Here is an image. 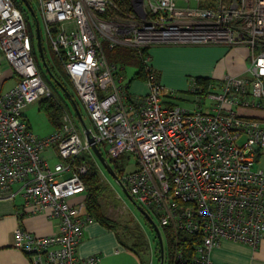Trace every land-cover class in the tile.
<instances>
[{
    "label": "built area",
    "instance_id": "obj_1",
    "mask_svg": "<svg viewBox=\"0 0 264 264\" xmlns=\"http://www.w3.org/2000/svg\"><path fill=\"white\" fill-rule=\"evenodd\" d=\"M119 1L37 0L47 43L86 110L91 137L108 161L124 154L137 159V169L120 180L157 219L162 238L164 227L201 238L197 264H213L211 252L223 240L258 248L264 117L247 111L264 112V0H130L131 10ZM103 43L224 46L237 53L223 80L191 81L197 108L190 111L164 103L171 94L152 72L151 58L148 92L130 102ZM239 48L249 52L246 78L231 72ZM43 51L47 60L44 44ZM39 57L24 14L13 0H0V201L21 196L31 214L59 221L57 234L15 230L14 247L31 264H98V256L79 254L84 231L96 222L85 210L87 165L76 164L84 153L94 156L84 130L65 122L40 139L25 116L51 96ZM9 81L14 85L5 89ZM51 148L62 159L54 168L43 155Z\"/></svg>",
    "mask_w": 264,
    "mask_h": 264
},
{
    "label": "rangeland",
    "instance_id": "obj_2",
    "mask_svg": "<svg viewBox=\"0 0 264 264\" xmlns=\"http://www.w3.org/2000/svg\"><path fill=\"white\" fill-rule=\"evenodd\" d=\"M35 2V13L37 15V19L42 24L41 19L43 17L40 13V8L38 6L37 0ZM180 5V4H179ZM192 7L195 6V3L191 4ZM41 17V18H40ZM29 24L36 25L37 20L30 14V19L28 20ZM28 26V22H27ZM29 30V26H28ZM42 44H44L46 49V55L48 62L55 65V73L58 77L63 81L66 85L64 90L60 87L59 90L53 87L55 85V80L48 74V72H43L49 77V86L51 88V96L47 98H56L58 102H62L64 100V104L67 105V110H64V114L62 117L61 124L58 126H54L47 119L45 114L40 110L39 102L30 105L25 110V116L30 124L32 133L40 139H44L49 137L55 129L61 126L65 122H71L73 125L77 127L80 131H83L82 124L76 114L75 108H78L76 102L80 105V113L83 122L87 127L90 128V120L87 116L86 110L78 100L75 94V88L70 81L64 76V70L61 65L58 66V61L53 52L50 49V46L47 43L46 34L44 30H42ZM123 46H117L114 50L110 49L107 43H103V50L106 56L107 61L113 65L116 64L118 70L116 73L120 74L123 77L122 85H126L134 75L139 71V68L134 63H125L119 60L120 55L124 52V50L128 49ZM133 49V48H131ZM231 49L224 46H161V47H152L149 51V55L152 58V62L150 66L158 72L161 77V85L164 89L171 94L172 101L177 107L185 110L194 111L197 108V99L195 96L189 93L190 83L192 80L200 78H212L214 75V68L217 65L216 60L221 58H225ZM236 51H232L230 56L233 58L234 54L236 55ZM239 54L241 55L236 63L234 68L231 70L232 74L235 76H239L240 78H246L247 74H241L247 67L250 66V62L248 61L249 52L245 48H239ZM229 56V55H228ZM227 56V57H228ZM220 57V58H219ZM227 60V58H226ZM223 61L220 63V66L217 69V73L222 75L220 78L214 79V81H221L224 79L227 68L233 65V61L227 62ZM6 65V62L4 63ZM124 68V70H121ZM9 71V70H7ZM14 85L13 81L7 82L5 89L10 88ZM43 99V100H45ZM62 99V101L60 100ZM41 100V103L43 102ZM79 109V108H78ZM250 115L257 117H264V112L261 111H247ZM108 146H106L107 148ZM44 157L50 163L51 168H54L55 165L62 163V159L56 154L54 148L48 149L44 152ZM83 156L84 160L79 161V159ZM77 160V165L86 164L87 165V174L90 170V164L94 163L101 177V182H105L109 185L112 193H108L106 198L103 200L102 205L107 218L117 226L118 232L123 236H127L129 230H134L135 226L133 225L132 219L139 222L143 231L149 239H155V228L149 225L146 218L139 212L137 206L131 202L124 194L123 188L117 184L114 179L107 173V171L102 167L100 162L97 160L95 156H92L90 153L82 154ZM118 164L125 168V173H130L137 169V159L134 156H130L129 154H124L116 159ZM264 168V159H262L261 163L257 165L256 169ZM83 176L84 177L86 176ZM17 200H23L21 196L17 197ZM156 224L158 221L156 218L153 219ZM153 242V241H152ZM155 243V242H154ZM154 243H153V252H154ZM165 246V242H164ZM157 254L154 255L153 263H157Z\"/></svg>",
    "mask_w": 264,
    "mask_h": 264
},
{
    "label": "trees",
    "instance_id": "obj_3",
    "mask_svg": "<svg viewBox=\"0 0 264 264\" xmlns=\"http://www.w3.org/2000/svg\"><path fill=\"white\" fill-rule=\"evenodd\" d=\"M13 1L15 5L24 14L25 19L28 22L29 33L31 37L33 38V40L35 41L36 25L31 26L29 24L28 20L30 19V13L28 12V10L26 9V6L23 4L21 0H13ZM28 2L33 7V9H35L36 1L28 0ZM119 3L121 6L127 8L128 10L132 9L130 0H120ZM40 26H41V31H42L43 25L41 24ZM115 48H113V50ZM150 49L151 48L149 49L148 48H145V49L128 48L124 50V52L119 57V60L121 62L134 63L139 68V71L134 75V77L126 85H124L125 94L127 96V99L130 102L136 99L129 91V88L131 87L132 83H134L135 81L147 83V81L149 80V72H148L146 61L148 58H151L149 55ZM151 61H152V58H151ZM47 64L49 67L48 73L55 80V85L53 84V87L57 90H59L60 87L62 88V86L66 88V85L55 73V69L51 67V64L49 62H47ZM59 65L60 64H58V66ZM113 65L115 66L116 68L115 70L117 71L118 70L117 65L116 64H113ZM3 69H4V72L6 70H9V67L7 66V64L3 66ZM40 69L46 73L45 68L42 65H40ZM121 70H124V68H122ZM152 72H154L157 75L158 81L161 82V77L158 74V72L156 70H152ZM64 76L67 79H69L66 74H64ZM49 80L50 79L48 78V82ZM195 80L198 84L202 86H207L208 84L211 83L212 78H204V79L197 78ZM62 89L64 90V88ZM171 99H172V96L167 95L164 99V103L166 105L176 107L177 105H175ZM60 100L62 101V99ZM63 102L64 100L62 102H58L57 99L53 97L43 100L42 103L41 101L39 102L40 110L45 114V116L50 121V123L53 124L55 127L61 124L64 110L65 109L67 110V105H65ZM76 105L79 108L77 109L80 111V105L78 104V102H76ZM116 159L117 158L110 159L109 164L113 167V169L115 170L119 178H122L123 175L125 174V168L121 167L116 161ZM82 160H84L83 156L79 159V161H82ZM89 164L91 166L89 173L88 175L84 177V182L86 185V199H85L86 213L92 216L96 222L100 223L107 229L113 231L116 234L119 242L127 250H129L131 253L136 255L140 259L141 264H155V263H152V259H151V254H152L151 246L155 242L154 243V255L156 256L157 254V258H158L157 263L160 264L162 261V251H161L160 244H159V241L156 235H155V239L153 238L152 240H149V238L146 236L139 222L132 219L135 229L134 230L130 229L128 232V235L123 236L122 234L118 232L117 226L114 225L107 218V216L105 215L104 209H103L102 202L106 198V195L108 193H112V191L110 190V187L108 184H106L105 182L103 183L101 182V177H100L97 166L94 163H89ZM149 225L152 226L150 223ZM162 235H163V240L165 242L164 264H197L196 263V259L198 257L197 247L200 243V239H201L200 237L196 235H190L184 232H176L171 227L162 228Z\"/></svg>",
    "mask_w": 264,
    "mask_h": 264
},
{
    "label": "crops",
    "instance_id": "obj_4",
    "mask_svg": "<svg viewBox=\"0 0 264 264\" xmlns=\"http://www.w3.org/2000/svg\"><path fill=\"white\" fill-rule=\"evenodd\" d=\"M231 52L228 57L216 60L213 80L222 76L217 73L221 62L226 58L227 62L235 61V54L232 58ZM129 91L135 98H139L148 92V85L135 81ZM19 227L37 235H52L59 232V221L31 214L24 206V200L16 198L13 201H0V264H31L30 258L14 247V232ZM151 247L153 263V244ZM79 254L82 257L98 256V264H141L140 259L119 242L113 231L98 222L84 231ZM211 261L213 264H264V236L256 249L249 245L223 240L218 248L212 250Z\"/></svg>",
    "mask_w": 264,
    "mask_h": 264
},
{
    "label": "water",
    "instance_id": "obj_5",
    "mask_svg": "<svg viewBox=\"0 0 264 264\" xmlns=\"http://www.w3.org/2000/svg\"><path fill=\"white\" fill-rule=\"evenodd\" d=\"M21 1L26 6V9L28 10V12L34 17L35 20H37V22H36V39H37V44H38V49H39V55H40V59H41L43 67L46 70H49V67H48V64H47V60H46V57H45V54H44V51H43L42 32H41L40 23H39V21L37 19V15H36L33 7L28 2V0H21ZM75 110H76V114H77V116H78V118H79V120H80V122L82 124L83 130H84V135H85L88 143L91 145V148H92L94 156L100 162L102 167L107 171V173L114 179V181L123 188V192H124L125 196L137 206L139 212L155 228V232H156V235H157V238H158V241H159V244H160V248H161V251H162V261H161L160 264H164V243H163V238L161 236L160 229L158 228V226L154 222V220L149 216V214L142 207L138 206L135 203L133 197L129 194L128 190L124 187V185H123L122 181L120 180L119 176L117 175V173L115 172L113 167L109 164V161L106 159V157L103 155V153L101 152V150L98 148V146L96 145L95 141L91 137V130L83 122L80 111L77 108H75Z\"/></svg>",
    "mask_w": 264,
    "mask_h": 264
},
{
    "label": "bare ground",
    "instance_id": "obj_6",
    "mask_svg": "<svg viewBox=\"0 0 264 264\" xmlns=\"http://www.w3.org/2000/svg\"><path fill=\"white\" fill-rule=\"evenodd\" d=\"M86 125V124H85Z\"/></svg>",
    "mask_w": 264,
    "mask_h": 264
},
{
    "label": "clouds",
    "instance_id": "obj_7",
    "mask_svg": "<svg viewBox=\"0 0 264 264\" xmlns=\"http://www.w3.org/2000/svg\"><path fill=\"white\" fill-rule=\"evenodd\" d=\"M157 236V235H156Z\"/></svg>",
    "mask_w": 264,
    "mask_h": 264
}]
</instances>
